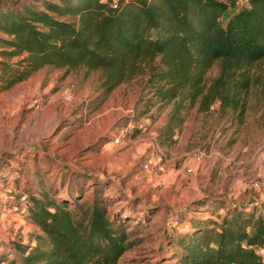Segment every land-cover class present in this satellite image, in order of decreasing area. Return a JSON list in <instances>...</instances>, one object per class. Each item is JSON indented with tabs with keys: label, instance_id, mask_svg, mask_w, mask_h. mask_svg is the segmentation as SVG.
<instances>
[{
	"label": "trees",
	"instance_id": "1",
	"mask_svg": "<svg viewBox=\"0 0 264 264\" xmlns=\"http://www.w3.org/2000/svg\"><path fill=\"white\" fill-rule=\"evenodd\" d=\"M37 1H0V31L7 35L0 37L3 53H24L17 66L2 65L5 87L46 64L99 69L104 96L147 73L154 101L172 103L165 125L172 131L183 119L181 110L194 105L207 111L218 102L221 112L241 113L250 86L258 81L250 65L264 60V0H248L239 8L236 0ZM214 63L218 73L208 79ZM89 178L100 185L90 200H81L73 189L68 198H49L24 188L27 201L20 213L37 230L26 243L11 241L17 257L2 249L0 264H117L136 244L128 223L144 222L156 208L147 206L140 219L134 216L135 200L112 211L118 193L107 194L110 184L100 176ZM196 203L194 213L210 205L212 214L190 219V230L175 240L184 249L171 254L176 264H264L259 252L264 200Z\"/></svg>",
	"mask_w": 264,
	"mask_h": 264
},
{
	"label": "rangeland",
	"instance_id": "2",
	"mask_svg": "<svg viewBox=\"0 0 264 264\" xmlns=\"http://www.w3.org/2000/svg\"><path fill=\"white\" fill-rule=\"evenodd\" d=\"M235 2L239 8L248 0ZM6 36L0 31V37ZM3 50L0 42V171L12 177L0 180V191L25 188L39 197L68 198L73 189L83 195L81 200H90L100 185L93 186L87 177L100 176L110 184L105 192L115 190L119 196L110 210L135 200L134 216L140 219L147 206H154L149 219L128 223L136 244L117 264H176L171 254L184 249L175 240L190 230V219L212 214L210 205L194 213L198 200H264V60L250 65L258 81L250 86L241 113L221 112L218 102L207 111L194 105L181 110V123L169 131L165 125L172 103L154 101L147 73L118 84L106 96L99 69L52 64L5 87L2 65L17 66L24 53L9 57ZM218 70L214 63L207 78ZM120 133L119 141H113ZM199 152L204 155L196 158ZM149 159L151 172L136 175ZM10 205L0 200L1 237L26 243L36 229L20 212L10 213ZM1 245L7 252L12 248L11 242Z\"/></svg>",
	"mask_w": 264,
	"mask_h": 264
},
{
	"label": "built area",
	"instance_id": "3",
	"mask_svg": "<svg viewBox=\"0 0 264 264\" xmlns=\"http://www.w3.org/2000/svg\"><path fill=\"white\" fill-rule=\"evenodd\" d=\"M121 136V133L118 134L114 139L113 141L115 142H118L119 141V138ZM204 153L203 152H199L197 155H196V158H200L201 156H203ZM158 160H161V155L158 156ZM151 160L149 159L148 161H145L143 163H141V166L140 168L138 169V172L136 175H139V173L143 172H151ZM192 170L191 166H187L185 168V171L186 172H190ZM12 173H9L7 170H1L0 171V180H3V179H8L7 177H12L11 176ZM22 191V193H21ZM0 200H5L6 201H10L11 202V205L10 207L7 209L10 213H14V212H20V205L23 203V202H26L27 201V193L23 190H19V192L17 193H13V191L8 188L7 191L5 193L1 192L0 191ZM23 219H25L23 216L21 217ZM5 240V241H4ZM11 238L9 239H4L1 237V234H0V246H2L1 244H3V242H7L9 244V242H11ZM13 246L11 248L10 246V249L8 251L9 255L12 256V252L13 251ZM260 254L262 256V258L264 259V246L260 249Z\"/></svg>",
	"mask_w": 264,
	"mask_h": 264
},
{
	"label": "crops",
	"instance_id": "4",
	"mask_svg": "<svg viewBox=\"0 0 264 264\" xmlns=\"http://www.w3.org/2000/svg\"><path fill=\"white\" fill-rule=\"evenodd\" d=\"M18 219V218H17ZM21 223V222H20ZM27 224H29V225H32L33 227H34V229H36L37 230V227L34 225V224H32V223H27ZM2 246L0 247V251H2ZM4 250V249H3Z\"/></svg>",
	"mask_w": 264,
	"mask_h": 264
}]
</instances>
